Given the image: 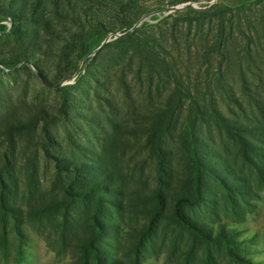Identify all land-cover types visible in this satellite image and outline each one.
Masks as SVG:
<instances>
[{"label": "rangeland", "instance_id": "rangeland-1", "mask_svg": "<svg viewBox=\"0 0 264 264\" xmlns=\"http://www.w3.org/2000/svg\"><path fill=\"white\" fill-rule=\"evenodd\" d=\"M172 1L0 0L1 10L16 16L18 27H12V19L0 20V26L6 27L0 32L1 120L11 111L22 115L31 105L43 107L60 119L57 88L72 87L66 93L76 107L70 134L60 129L61 121L57 124L63 140L59 153H51L54 159L50 164L42 161L36 174L29 166H21V176L15 183L18 187L14 192L11 188L10 204L22 211L6 218L8 222L0 213V264H264V131L260 126L242 122L239 110L234 108L237 116L228 112L227 121L230 134L239 135L238 142H231L227 136L220 141L214 130L205 132L211 167L220 169V177L234 184L240 193L236 194L234 210L220 206L216 212L210 204L187 211L206 225L217 220L227 227L236 226L235 256L228 254L224 244L197 240L172 223L170 204L186 194L182 182L189 173L179 150V138L168 140L173 172L166 191L168 206L151 227L154 205L149 197L157 188L155 175L149 170L142 175L136 126L130 123L123 133L119 130L122 120L128 123L135 115L120 114L118 102L123 100V90L104 78L110 51L92 66L90 61L101 45L89 56L81 57L82 46L90 35L103 36L104 45L118 38L124 27L125 34H129L142 24L154 26L175 12L204 10L218 0H190L175 6ZM35 7L39 9L33 22ZM23 64L30 70L16 72ZM68 74L69 78H64ZM4 150L1 146L0 154ZM92 159L102 163H92ZM79 161L94 167L88 182L105 180L108 187L114 185L118 190L103 193L102 198L93 193L55 208V202L68 200L66 189L83 186H69V178L58 175L53 165ZM208 185V198L221 205L222 192L214 181L209 180ZM90 241L92 247L86 250Z\"/></svg>", "mask_w": 264, "mask_h": 264}, {"label": "trees", "instance_id": "trees-1", "mask_svg": "<svg viewBox=\"0 0 264 264\" xmlns=\"http://www.w3.org/2000/svg\"><path fill=\"white\" fill-rule=\"evenodd\" d=\"M188 1L174 0L171 5ZM39 7L32 11L33 22ZM0 14V20L12 19V27L18 28L16 16L4 13L1 6ZM125 28L118 33V38L100 47L90 65L102 61L103 55L110 51L104 78L109 84L117 83L123 90V100L118 102L120 114L135 115L128 123L122 120L119 130L123 133L130 128L127 125L130 123L136 126L142 175L148 170L155 175L157 188L149 197L154 205L150 226L162 217L168 206L166 191L171 186L168 178L173 174L168 140L179 138V150L186 159L189 173L182 182L186 194L176 197L170 204L172 223L197 240L224 244L228 254L235 256L236 226L227 227L217 220L206 225L187 211L210 207V204L216 212L220 206L230 210L237 206L236 194L240 192L234 184L220 177V169L211 167V155L206 151L208 146L203 136L214 130L220 141L227 136L231 142H238L239 135L230 134L227 121L228 112L237 116L234 108L239 110L242 122L251 121L264 131V0H218L204 10L187 8L175 12L154 26L142 24L129 34H125ZM5 31L6 27L0 26V32ZM102 41L103 36L90 35L82 46L81 57L89 56ZM19 70L30 69L23 64L16 72H21ZM64 78H69V74ZM43 82L49 84L47 78H43ZM71 88L56 89L60 94V119L51 116L43 107L31 105L22 115L11 111L2 121L4 105L0 102V147H5L0 154V213L6 222V218H14L17 210L22 211L10 204L11 188L13 186L14 192L18 187L15 183L21 176L22 164L29 166L33 174L37 173L42 161L50 164L54 159L51 153L60 151V140H63L60 129L68 135L70 126H74L72 115L76 107L66 93ZM59 121L63 123L60 129ZM53 126L58 127L52 130ZM100 140L104 141V137ZM98 159L89 161L102 163ZM53 167L58 175L69 178V186H83L66 189L68 200L55 202V208L66 207L69 202L81 201L93 193L102 198L103 193L118 190L114 185L108 187L105 180L88 182L94 168L89 162L64 166L55 163ZM209 180L222 192L221 205L218 200L213 202L208 198ZM92 244L88 242L85 249L89 250Z\"/></svg>", "mask_w": 264, "mask_h": 264}, {"label": "water", "instance_id": "water-1", "mask_svg": "<svg viewBox=\"0 0 264 264\" xmlns=\"http://www.w3.org/2000/svg\"><path fill=\"white\" fill-rule=\"evenodd\" d=\"M102 45H103V43L101 44V46H102ZM101 46H100V47H101ZM100 47H99V48H100ZM99 48H98V49H99ZM98 49H97V50H98Z\"/></svg>", "mask_w": 264, "mask_h": 264}]
</instances>
